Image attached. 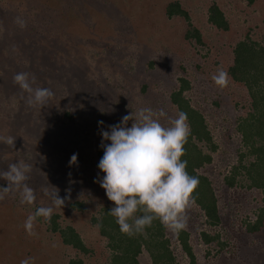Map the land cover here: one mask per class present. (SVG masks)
Returning <instances> with one entry per match:
<instances>
[{"label": "rangeland", "instance_id": "rangeland-1", "mask_svg": "<svg viewBox=\"0 0 264 264\" xmlns=\"http://www.w3.org/2000/svg\"><path fill=\"white\" fill-rule=\"evenodd\" d=\"M169 1L171 0H0V137H14L18 141L16 143L22 142V149L25 144H33L35 149H39L26 160V163L32 165L27 183L35 190L36 204L46 207L52 205L50 197L42 189L55 191L57 188L64 201L76 200L85 206L83 213L68 210L66 206L54 207L61 224L72 225L84 242L93 246L94 256L91 259L82 258L84 264H94L95 261L98 263L102 259L97 236L88 227V216L99 207L113 204L97 182V178L102 179L104 174L96 175L90 167L94 161L91 151L94 145L91 143L94 138L101 145L99 133L107 130L101 128L108 125L111 114L103 110V118L97 119L96 114L89 116L83 112L88 111L91 106L104 103L102 94H98L100 101L96 102L90 96L91 93L85 90L86 81L80 86H74L69 76L80 69L82 71L83 65L91 69L96 64L95 59L101 58L98 49L100 45L105 48L108 46L112 58L120 56L124 62L133 64L135 69L146 70L145 81L157 86V95L151 94V100L144 97L140 100L134 94V82L123 77H118L116 81L110 80L105 75L108 70L101 74L108 80L100 89L110 94L121 91L129 95L131 110L135 114L138 108H151L157 115L163 109L166 116L158 118L165 126H170L169 118L173 117L166 95L159 93L165 86L166 90L170 88L178 77L188 80L190 90L186 97L191 106L202 114L215 144L219 146L204 174L215 190L221 214L226 216L227 225L225 231H221L222 240L225 239L224 235L236 234L241 230L240 238L244 247H256L258 252L264 249L263 240L255 235L243 234L239 225L241 219L251 218V212L258 206H264V203L259 201L253 191L223 190L220 181L222 174L234 160L233 147L238 146L236 136L227 123L243 113L247 105L245 95L233 86L219 88L212 77L220 69L211 66L213 61L219 62L222 57L229 58L230 46L246 31L253 39L259 38L264 29V0H255L250 7H246L240 0H179L189 11L192 24L200 30L203 38L204 46L192 44L189 48L181 43L183 23L175 18L166 20L162 15L163 7ZM213 1L228 19L230 32L217 33L206 24V6ZM18 17L26 22V27L21 28L16 23ZM150 49L153 53H149ZM59 54L65 56L61 61L57 59ZM149 60L154 65L151 70L143 66ZM228 61H222V64ZM100 64L107 65L101 62L96 66L99 67ZM19 72L35 77L33 87L51 90L58 88L61 96L54 94L47 106L58 104L61 106L59 112L67 113L68 117L64 118L67 120L66 124L70 123L68 134L60 135L55 119L50 118L49 123L43 119L50 114L39 111L38 105L29 106L26 103L28 93L22 92L13 81L14 75ZM206 77L210 78V82H207ZM88 83L93 85L91 80ZM61 98L64 99L63 102H59ZM99 120L103 121V125L98 123ZM42 127H47L49 131L42 132ZM227 135H230V139L225 142ZM47 142L56 150L51 149L49 152V149L43 148ZM9 148V145L0 142V171L8 168L9 161L4 162L1 158H9L6 155ZM64 148H71L72 155L77 154L91 163H84L83 169L79 165L74 167L75 164H70V158H67L70 153H63L61 158L56 156ZM8 199L17 208L7 212L0 210V264H20L26 253H30L29 257L33 258L29 264H64L66 257L60 256L63 249L56 245L53 238L46 237L48 235L43 233V226L35 227L37 236H29L32 246L15 239L18 229L25 230L24 223H20L28 214L24 213L22 207L31 206L20 202L18 191L9 194ZM17 211L21 218L12 217ZM5 216L11 218L5 219ZM188 216L185 231L189 233V243L196 264H242L243 259L233 248V244H236L234 238L227 241L226 249L214 255L212 248L203 246L198 240L202 219L193 206L188 211ZM171 248L178 264H186L176 242L171 244ZM206 250L209 251L207 256ZM248 256L246 264H264V253H252L251 257ZM139 261L141 264H148L144 254L139 256Z\"/></svg>", "mask_w": 264, "mask_h": 264}, {"label": "trees", "instance_id": "trees-1", "mask_svg": "<svg viewBox=\"0 0 264 264\" xmlns=\"http://www.w3.org/2000/svg\"><path fill=\"white\" fill-rule=\"evenodd\" d=\"M240 1H242L246 7H250L255 3V0ZM206 7V24L217 33L225 34L230 32L229 21L220 7L214 1L209 2ZM162 15L166 20L175 18L183 23L184 28L180 36L182 46L184 45L188 48L190 47L189 45L192 44L204 46L200 30L192 24L189 11L186 7H183L179 0L167 2L163 7ZM188 48L186 51H188ZM98 49L101 58L95 59L96 64L103 62L107 65L104 66L100 64V66L97 67L95 64L92 65L91 69L88 68L89 66L83 65L82 71L80 69L75 74L69 76V78L72 80L71 84L74 86H80L86 81L84 83L85 90L91 93L90 96L96 102L100 101L99 95L102 94L104 103L98 106H91L88 111H80L86 112L88 115L96 114L97 119H101L104 115L103 110H107L111 114V119L108 125L106 127L102 126L101 129L108 130L109 125L119 123L123 116L131 113L135 115V113L131 110V97L129 95L121 91L110 94L100 89L101 86L106 85L105 83H107L106 81L108 80L101 75L104 70H108L105 75L109 76L111 78L110 80L116 81L118 77H123L132 83L134 82L132 88H135L136 91L134 94H137L140 100H142L143 97L147 98V100H151V94H156L155 89L157 86L149 85V83L145 81L144 72H146V70L135 69L133 64L124 62L120 56H118V58H112L108 46L105 48L100 45ZM149 53H153V50L150 49ZM228 55L229 58L222 57L223 60L221 59L219 62L213 61L211 66L215 69L217 66L218 69H223L228 73L230 85L228 87L231 88L233 86L235 89L242 91L245 95L247 105H245V107L243 106L244 111L242 114L227 123V126L231 127V132L236 136L238 146L233 147L234 160L222 174L220 181L223 190L253 191L256 193L255 195L259 198V201L264 203V29L258 39H253L246 31L239 40L230 46ZM58 58L61 61L65 56L59 54L57 59ZM226 60L229 61L222 64V61ZM143 66H146L149 70L154 68L152 60L143 63ZM201 72L202 71L199 69V73ZM206 79H208L207 82H210V78L206 77ZM89 80L93 82V85L88 83ZM136 81H138V83H136ZM148 82L150 81L148 80ZM55 86H58L57 83H55ZM189 90L190 85L188 80L184 77H178L170 88L166 90L165 86V89H162L159 95L162 93L166 95L167 103L173 118H175L180 111L185 112L188 117L190 135L185 145L186 155L182 157V159L187 161V172L199 178V186L194 193L196 202L192 205L197 210L198 217L202 219V228L197 234L198 240L203 246L212 248L213 254L216 255L220 254L228 247L227 241H229L230 238H234L236 244H233V248L243 259L242 264H246L248 261L247 255L251 257L252 253H256L257 255L262 254L264 253V249L258 252V248L256 247L250 249L244 247L242 238H240L242 234L240 232L241 230H238L236 234L229 236L224 235L225 239L222 240L223 236L221 231H225L224 228L227 225L226 216L225 214H221L218 208V199L215 190L209 178L204 174V171L207 169L206 167L212 163V156L217 152L219 146L215 144L202 114L191 106L189 99L186 97V93ZM52 91L58 97L61 96L58 88L57 90L52 89ZM63 101L64 99L61 98L59 102ZM137 106L139 105L137 104ZM60 108L61 106H58V104L54 106L53 104L49 106L38 105L39 111L50 114V116L43 118L44 121H48L49 123L50 118L51 120L55 119V123L58 127L57 131L60 132V135H64L66 133L68 134L69 129L67 128L70 126V123L66 124L67 120L64 117H68V115L64 111L60 113ZM139 109L141 108L137 110ZM99 122L100 120L98 123ZM132 123V120L128 121L127 126L131 127ZM48 131L47 127L45 129L42 127V132ZM229 139L230 135H227L225 137V142L229 141ZM16 142L18 141H14V147L10 146L6 154L9 155V158L5 159V156H2L1 159L4 162L9 161V164L18 161L26 162L31 155L39 150L38 148L35 149V145L33 144H25L24 149H22V142ZM24 143H26V141ZM91 144L94 145L91 150L94 160L90 166L91 171L96 175H103L104 173L98 168V163L104 154V150L100 147V143L97 144L94 138ZM43 148L49 149V152L51 149L56 150L48 145V142L44 144ZM71 148L61 149L57 152L56 156L61 158L63 153H70L67 158H71L73 153ZM53 152L54 151L51 153L54 154ZM88 162L89 161L85 158L77 156V163L73 165L74 167L79 165L83 169L84 163L88 164ZM7 186L8 182L1 179L0 187ZM11 194L12 193H10V195ZM8 198L9 195L6 196L5 199L0 200V210L5 212L10 209H12V211L14 209L16 210L17 206L12 202L10 203ZM28 206L31 207L28 208L25 205L22 207L24 213L28 215H25L20 225L25 223L27 217L30 214H34L37 208L41 207L35 202ZM64 206H66L68 210L76 213H83L86 210L83 203L76 200L65 201ZM112 207H114V204L104 205L95 209L94 213L88 216V227L93 229L97 236L102 257L100 262L97 263V261H95L94 264H141L139 261V256L141 254L147 257L148 264H178L177 258L171 248L173 242H176L179 252L186 260V264H196V258L189 243L188 232L185 230L179 233L169 232L159 220H155L152 226L145 230L146 235L129 237L120 232L115 218L108 214ZM2 214L5 215L4 213ZM16 214L19 215L18 211ZM16 214H13L12 217L17 219L21 218L20 215L17 216ZM6 218L11 217L5 216V219ZM38 225L44 227L43 233L48 235L46 237L53 238L56 245L63 249V254H60V256L64 257L63 255H65L66 260H64V264H84L82 258L91 259L94 256L93 246L91 244H86L72 225L61 224L60 216L57 212H53L50 222H46L43 217L37 218L35 227ZM239 225L243 234L247 236L255 235L263 240L264 243V206L256 207L251 212V218L246 217L241 219ZM15 239H18L17 241L20 242L24 241L25 245L32 246V239L27 235L24 229H18ZM205 254L206 256L209 255V251L206 250ZM29 256L30 253H26L23 258H30L31 256Z\"/></svg>", "mask_w": 264, "mask_h": 264}, {"label": "clouds", "instance_id": "clouds-1", "mask_svg": "<svg viewBox=\"0 0 264 264\" xmlns=\"http://www.w3.org/2000/svg\"><path fill=\"white\" fill-rule=\"evenodd\" d=\"M16 23L26 27V22L17 18ZM215 84L223 89L229 85V75L223 69L212 77ZM22 92L28 93L26 103L29 106H46L54 97L50 88L33 87L35 77L26 72H19L13 77ZM163 109L157 115L153 109L144 107L133 115H125L121 121L109 125L108 130H101V145L104 154L98 168L104 173L97 178L114 207L108 212L115 218L120 232L133 237L146 235L153 221L159 220L168 230L179 233L188 227V211L195 204L194 193L199 186V178L187 172L185 145L190 135L187 114L180 111L175 118H169L170 126H165L158 117H165ZM132 120L131 127L128 121ZM99 124H103L100 121ZM15 138L0 137V142L14 147ZM110 141V143H105ZM77 163V154L70 158V164ZM32 165L18 161L0 171V178L8 182L7 187H0V200L10 193L19 192L22 204H32L36 193L27 181ZM42 189L49 196L53 206H41L30 214L24 228L28 236L35 237V222L43 217L50 222L54 207H63L64 199L58 189ZM33 258H26L20 264H29Z\"/></svg>", "mask_w": 264, "mask_h": 264}]
</instances>
